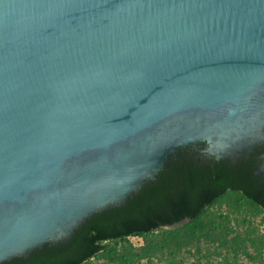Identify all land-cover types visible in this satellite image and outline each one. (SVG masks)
I'll list each match as a JSON object with an SVG mask.
<instances>
[{
	"label": "water",
	"instance_id": "95a60500",
	"mask_svg": "<svg viewBox=\"0 0 264 264\" xmlns=\"http://www.w3.org/2000/svg\"><path fill=\"white\" fill-rule=\"evenodd\" d=\"M264 208V0H0V264Z\"/></svg>",
	"mask_w": 264,
	"mask_h": 264
},
{
	"label": "trees",
	"instance_id": "16d2710c",
	"mask_svg": "<svg viewBox=\"0 0 264 264\" xmlns=\"http://www.w3.org/2000/svg\"><path fill=\"white\" fill-rule=\"evenodd\" d=\"M78 264H264V208L226 188L195 217L99 239Z\"/></svg>",
	"mask_w": 264,
	"mask_h": 264
},
{
	"label": "rangeland",
	"instance_id": "374dc122",
	"mask_svg": "<svg viewBox=\"0 0 264 264\" xmlns=\"http://www.w3.org/2000/svg\"><path fill=\"white\" fill-rule=\"evenodd\" d=\"M185 264H189V262H186Z\"/></svg>",
	"mask_w": 264,
	"mask_h": 264
}]
</instances>
